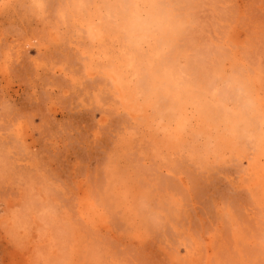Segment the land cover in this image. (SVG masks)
I'll return each instance as SVG.
<instances>
[{
  "label": "rangeland",
  "instance_id": "rangeland-1",
  "mask_svg": "<svg viewBox=\"0 0 264 264\" xmlns=\"http://www.w3.org/2000/svg\"><path fill=\"white\" fill-rule=\"evenodd\" d=\"M148 1L0 0V264H264V0Z\"/></svg>",
  "mask_w": 264,
  "mask_h": 264
},
{
  "label": "clouds",
  "instance_id": "clouds-1",
  "mask_svg": "<svg viewBox=\"0 0 264 264\" xmlns=\"http://www.w3.org/2000/svg\"><path fill=\"white\" fill-rule=\"evenodd\" d=\"M165 25L164 14L144 0L143 6L134 5L124 20L125 30L134 43H142Z\"/></svg>",
  "mask_w": 264,
  "mask_h": 264
},
{
  "label": "bare ground",
  "instance_id": "bare-ground-1",
  "mask_svg": "<svg viewBox=\"0 0 264 264\" xmlns=\"http://www.w3.org/2000/svg\"><path fill=\"white\" fill-rule=\"evenodd\" d=\"M153 1V0H152ZM155 1V0H154ZM157 1V0H156ZM156 1L154 2V4L153 5H155L156 4ZM163 1V0H162ZM1 2H3V1H1ZM130 2H131V4L134 6V5H136V4H140L141 6H143V4H144V0H130ZM148 3H149V1H148ZM150 5V4H149ZM164 6V5H163ZM127 9V8H126ZM128 10V9H127ZM132 10V8H130L129 9V12ZM128 12V11H127ZM129 12H128V14H129ZM169 12V11H168ZM168 12H167V14H168ZM127 14V15H128ZM127 15L125 16V18H124V20L126 19V17H127ZM168 21V20H167ZM123 23V27H122V30H123V35H124V41H125V43L126 44H129V45H131V46H135V47H137V45H140V43H134V42H132L131 41V39L129 38V36H128V34H127V32H126V30H125V26H124V21L122 22ZM176 24V23H175ZM165 26H169V24L167 23V24H165ZM119 27V26H118ZM119 30H120V28H119ZM172 31H173V29H172ZM135 47H133V48H135ZM160 47V46H159ZM130 49V48H129ZM160 49V48H159ZM163 50V49H162ZM136 51H138V50H136ZM153 51V50H152ZM158 52V51H157ZM134 53V52H133ZM166 62V61H165ZM164 62V63H165ZM171 63H173V62H171ZM167 65V64H166ZM175 66V65H174ZM172 69V68H171ZM171 72V70H170V67H167L166 66V69H165V73H164V75H165V77H166V79H167V82L166 83H168L169 85H168V89H167V91L168 92H172V91H174V90H176V88H175V85H174V87H173V85H172V83L174 82V80H173V76H172V74L170 73ZM127 73V72H126ZM140 74V73H139ZM152 74H154V71H152ZM176 76V75H175ZM138 78V77H137ZM153 80H154V78H153ZM240 86V85H239ZM179 88V87H178ZM238 90V89H237ZM244 90H245V88H244ZM176 92V91H175ZM255 93V92H254ZM180 104V103H179ZM253 105V104H252ZM251 105V106H252ZM242 106V105H241ZM177 109V108H176ZM254 109V108H253ZM175 110V109H174ZM179 110V109H178ZM179 111H181V110H179ZM202 112H204V111H202ZM173 113H174V111H173ZM178 113V112H177ZM169 114V113H168ZM180 116V115H179ZM182 116V115H181ZM180 116V117H181ZM172 118V117H171ZM227 118L229 119V120H231L232 122V125H236L237 124V122H239V120L237 121L236 120V118L234 117V115H229V114H227ZM173 120V119H172ZM179 120V119H178ZM245 120V119H244ZM182 120L180 121V124H182ZM259 122V121H258ZM261 123V122H260ZM183 124H184V122H183ZM226 124V123H225ZM227 125V124H226ZM252 125V124H251ZM261 125H263L264 126V122H263V124L261 123ZM168 126V125H167ZM164 128V127H163ZM248 129V128H247ZM250 129V128H249ZM236 130V129H235ZM234 130V131H235ZM260 130V129H259ZM259 130H255V132H254V134L255 133H257ZM264 130V129H263ZM237 131V130H236ZM253 133V132H252ZM258 133H260V132H258ZM257 133V134H258ZM248 136H249V134H248ZM264 136V135H263ZM263 136H259L258 138H257V141L259 142V146H261V144H262V142H264V137ZM264 147V146H263ZM263 165H264V163H263ZM29 262V260H27L26 261V263H28Z\"/></svg>",
  "mask_w": 264,
  "mask_h": 264
}]
</instances>
